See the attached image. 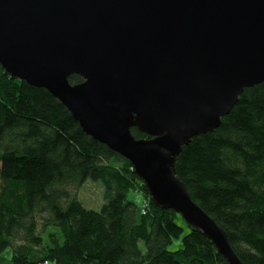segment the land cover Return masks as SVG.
Here are the masks:
<instances>
[{
  "label": "water",
  "instance_id": "obj_1",
  "mask_svg": "<svg viewBox=\"0 0 264 264\" xmlns=\"http://www.w3.org/2000/svg\"><path fill=\"white\" fill-rule=\"evenodd\" d=\"M0 66L50 93L130 162L155 204L243 264L174 162L264 83V0H0Z\"/></svg>",
  "mask_w": 264,
  "mask_h": 264
},
{
  "label": "trees",
  "instance_id": "obj_2",
  "mask_svg": "<svg viewBox=\"0 0 264 264\" xmlns=\"http://www.w3.org/2000/svg\"><path fill=\"white\" fill-rule=\"evenodd\" d=\"M174 171L241 262L264 264V83L245 89L217 129L182 147ZM88 180L102 184L99 211L77 198ZM129 191L142 194L141 206L127 200ZM178 218L50 93L0 66V264H227ZM179 238L181 247L169 250Z\"/></svg>",
  "mask_w": 264,
  "mask_h": 264
},
{
  "label": "rangeland",
  "instance_id": "obj_3",
  "mask_svg": "<svg viewBox=\"0 0 264 264\" xmlns=\"http://www.w3.org/2000/svg\"><path fill=\"white\" fill-rule=\"evenodd\" d=\"M102 184L100 181H91L88 180L82 188L77 192V198L82 203V205L86 209H91L94 211H99L102 204H103V198H102ZM143 196L138 191H129L127 195V200L130 202H133L138 207L142 205L143 202ZM179 218L176 220V223L179 225H182V222ZM183 234H186V231H184ZM181 247V238L175 239L171 245H169L168 249L171 251L177 250ZM7 256L10 255V250H7L6 253ZM48 264H54V263H48Z\"/></svg>",
  "mask_w": 264,
  "mask_h": 264
},
{
  "label": "built area",
  "instance_id": "obj_4",
  "mask_svg": "<svg viewBox=\"0 0 264 264\" xmlns=\"http://www.w3.org/2000/svg\"><path fill=\"white\" fill-rule=\"evenodd\" d=\"M44 264H47L46 262Z\"/></svg>",
  "mask_w": 264,
  "mask_h": 264
}]
</instances>
